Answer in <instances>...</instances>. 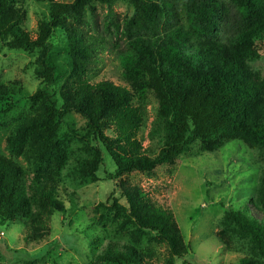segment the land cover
<instances>
[{"label": "trees", "instance_id": "obj_1", "mask_svg": "<svg viewBox=\"0 0 264 264\" xmlns=\"http://www.w3.org/2000/svg\"><path fill=\"white\" fill-rule=\"evenodd\" d=\"M116 2L132 9L120 22L110 17L106 26H112L123 45L113 48L126 86L91 79L106 44L87 16L97 4L111 10ZM46 4L47 15L32 38L23 26L20 1L0 0V46L37 52L29 65L40 80L26 97V112L12 118L7 154L0 153V223L20 222L24 241L40 242L49 235L51 217L68 213L62 194L73 209L78 207L62 175L74 155L68 145L76 142L83 156L75 158L68 176L83 185L95 184L105 153L114 166L108 179L125 202L121 205L113 198L106 208L111 223L128 227H121L124 240L99 245L91 264H150L156 254L143 246L146 242L166 246L163 264H175L188 247L173 212L139 186H127L121 177L133 172L151 175L157 167L173 165L194 145L201 152H216L240 141L264 160V77L249 65L260 57L255 44L264 36V0ZM56 30L64 35L60 47L51 43ZM24 95L22 88L0 83V107L11 110ZM149 95L156 107L148 135L159 144L153 156L139 139L147 123ZM72 113L84 120L80 131L65 121ZM251 209L264 215V168L254 198L243 208L226 211L219 222L221 239L238 235L252 245L253 253L237 264H264V217L253 215Z\"/></svg>", "mask_w": 264, "mask_h": 264}, {"label": "rangeland", "instance_id": "obj_2", "mask_svg": "<svg viewBox=\"0 0 264 264\" xmlns=\"http://www.w3.org/2000/svg\"><path fill=\"white\" fill-rule=\"evenodd\" d=\"M25 11L24 28L35 38L39 21L47 15L46 0H19ZM70 3L72 0H57ZM132 14L131 7L123 2H116L109 10L106 6L95 5V12L87 16L89 22L97 26V31L105 37L106 49L99 54V61L94 66L91 79L95 82L110 81L116 85L126 86L122 78V69L116 54L122 47L120 39L110 26L106 29L110 17L120 22L123 16ZM223 37V34H221ZM120 42V43H119ZM54 47L64 43V35L56 30L51 38ZM259 51V59L249 65L264 77V36L255 44ZM37 52L7 50L0 46V83L22 88L25 95L14 102L11 110L4 105L0 117V153L7 154L6 137L12 118L26 112V97L39 87L40 80L33 72L32 63ZM62 57V55H60ZM156 102L152 95L146 104L147 123L139 134V139L150 156L157 154V139L148 135L153 120ZM5 111V112H4ZM65 121L70 122L80 131L84 120L77 114L67 115ZM62 130H66L62 126ZM61 130V131H62ZM69 163L62 171L64 187L77 197V208L73 209L66 194L61 198L68 210L66 215L54 214L49 222L48 237L40 242L24 241L25 229L22 223H0V264H23L33 261L35 264H91L99 250L107 240L125 238L121 222L111 223V214L106 211L110 201L120 196V189L108 176L114 174V166L107 155L103 154V164L97 173L99 178L95 184L83 185L68 176L75 158L83 156L81 145L69 143ZM262 160L255 150L236 141L227 143L218 151L201 152L194 145L188 152L182 153L173 165H163L153 170L151 175L139 172L125 174L121 181L127 186H139L148 193L153 201L164 209L173 212L184 243L188 247L186 256L176 259L175 264H237L240 258L253 253L252 245L247 239L238 235L232 240L221 239L220 223L228 210H238L254 198L261 170ZM124 205V200L119 199ZM253 211V215L264 217L261 212ZM106 213L102 219V214ZM124 228H123V227ZM121 227L124 229H121ZM156 258L150 264H163L167 258L164 245L143 243ZM227 245V246H225Z\"/></svg>", "mask_w": 264, "mask_h": 264}]
</instances>
